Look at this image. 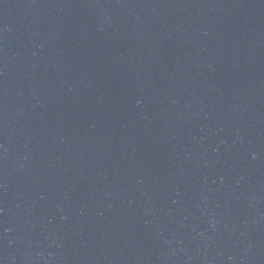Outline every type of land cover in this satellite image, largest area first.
Listing matches in <instances>:
<instances>
[{
	"label": "water",
	"instance_id": "1",
	"mask_svg": "<svg viewBox=\"0 0 264 264\" xmlns=\"http://www.w3.org/2000/svg\"><path fill=\"white\" fill-rule=\"evenodd\" d=\"M125 264H264V0H120Z\"/></svg>",
	"mask_w": 264,
	"mask_h": 264
}]
</instances>
